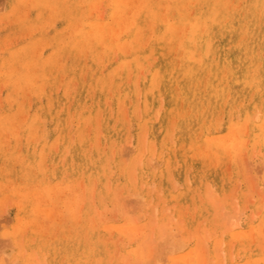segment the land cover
I'll use <instances>...</instances> for the list:
<instances>
[{
	"label": "rangeland",
	"instance_id": "obj_1",
	"mask_svg": "<svg viewBox=\"0 0 264 264\" xmlns=\"http://www.w3.org/2000/svg\"><path fill=\"white\" fill-rule=\"evenodd\" d=\"M257 2L0 0V264H264Z\"/></svg>",
	"mask_w": 264,
	"mask_h": 264
},
{
	"label": "bare ground",
	"instance_id": "obj_2",
	"mask_svg": "<svg viewBox=\"0 0 264 264\" xmlns=\"http://www.w3.org/2000/svg\"><path fill=\"white\" fill-rule=\"evenodd\" d=\"M257 4H259V5H264V0H258V2H257ZM259 11V10H258ZM127 15V14H126ZM258 15H260L259 13H258ZM132 20V19H131ZM52 24V23H51ZM125 28V27H124ZM116 30H117V28H116ZM244 35V34H243ZM37 38V37H36ZM241 38V37H240ZM243 41V40H242ZM204 49L208 52V50H207V48H208V45H206V44H204ZM258 50V49H257ZM248 55V54H247ZM238 57H239V59H237V60H235L234 62H232V67H231V74H232V76H233V80L235 81V83L236 84H238V83H245V82H247L248 80H254L255 82H257L259 85H262V86H264V84H262V83H264V78H261L262 76L261 75H264V73H260L259 75H257V73H256V71H258L257 70V66H255L254 65V59H248V60H250L251 62H247L245 59V57H244V54H242L240 51L238 52ZM237 57V58H238ZM247 57H249V56H247ZM252 57V56H251ZM115 58V57H114ZM195 59V57H194V55L192 54V53H190V60H194ZM233 59H235V58H232L231 59V61L233 60ZM196 60V59H195ZM195 60L194 61H191V66H194V62H195ZM259 63V62H258ZM23 64V63H22ZM177 65H178V61H177ZM252 69H253V72H252V76L251 77H249L250 75H251V71H252ZM148 71V70H147ZM192 72V71H191ZM16 74V73H15ZM225 75V74H224ZM19 76V75H18ZM261 76V77H260ZM27 77V76H26ZM129 79V78H128ZM138 79V78H137ZM24 80H26V79H24ZM205 80V79H204ZM221 80V79H220ZM17 81V80H16ZM129 81V80H128ZM138 81V80H137ZM177 86V85H176ZM65 87V86H64ZM258 87V86H257ZM139 88V87H138ZM63 89V88H62ZM253 92V91H252ZM161 97V96H160ZM129 102V101H128ZM97 104V103H96ZM82 105V104H81ZM62 106V105H61ZM138 109V108H137ZM158 110V109H157ZM156 110V111H157ZM160 110V109H159ZM67 111V110H66ZM125 111H126V109H125ZM138 111V110H137ZM259 112V111H258ZM138 114V113H137ZM139 116V115H138ZM125 117V116H124ZM140 118V117H139ZM40 119V118H39ZM44 120V119H43ZM51 120V119H50ZM49 120V121H50ZM78 120V119H77ZM128 120V119H127ZM44 122V121H43ZM173 122V121H172ZM209 122V121H208ZM170 125H171V123H170ZM127 127H128V124H127ZM56 128V127H55ZM215 129V128H214ZM68 131V130H67ZM89 134V133H88ZM73 135V134H72ZM147 135V134H146ZM170 137H172L171 136V134H170ZM169 137V138H170ZM226 137V136H225ZM215 138V137H214ZM143 139H144V137H143ZM168 139V138H167ZM207 139V138H206ZM210 139H212V138H210ZM210 139H207L208 140V142H209V140ZM70 140H71V138H70ZM217 142H215V143H218L219 145H223L224 144V140H223V138L222 137H217L216 139H215ZM72 141V140H71ZM36 142V141H35ZM96 142H97V140H96ZM145 142V141H144ZM172 142V141H171ZM127 143V142H126ZM97 145V144H96ZM99 145V144H98ZM208 145V144H207ZM14 146H15V143H14ZM144 146V145H143ZM236 146V145H235ZM55 147H56V145H55ZM91 147V146H90ZM215 147V146H214ZM219 147V146H218ZM86 148V147H85ZM102 148V147H101ZM131 148V147H130ZM144 148V147H143ZM259 149V148H258ZM122 150H123V148H122ZM129 150V149H128ZM127 150V151H128ZM133 150V149H132ZM67 151V150H66ZM131 151V149L128 151V152H130ZM65 153V152H64ZM113 153V152H112ZM125 153V152H124ZM120 154V153H119ZM244 154V153H243ZM84 155V154H83ZM112 156V155H111ZM251 156V155H250ZM113 157V156H112ZM122 157H123V155H122ZM107 159V158H106ZM126 159V158H125ZM147 159V158H146ZM111 160H112V158H111ZM138 160H139V158H138ZM63 161V160H62ZM141 161V160H140ZM147 161V160H146ZM250 162V161H249ZM261 162V161H260ZM262 162H264V161H262ZM150 164V163H149ZM251 164V163H250ZM102 165V164H101ZM123 165V164H122ZM244 165V164H243ZM110 166V165H109ZM141 166V165H140ZM258 166H259V164H258ZM261 166V165H260ZM108 167V166H107ZM155 167V166H154ZM134 168H135V165H134ZM133 168V169H134ZM190 168V167H189ZM261 168H264V167H261ZM255 169V168H254ZM261 171V170H260ZM111 172V171H110ZM257 174H258V176H259V173L257 172ZM134 177V176H133ZM173 179V178H172ZM260 179H261V177H260ZM136 180V179H135ZM201 180V179H200ZM110 182V181H109ZM175 182V181H174ZM189 182V181H188ZM172 186V185H171ZM173 186H174V184H173ZM177 186H178V184H177ZM108 186H106V189H108L107 188ZM160 187V186H159ZM175 187V186H174ZM259 187V186H258ZM62 189V188H61ZM91 189V188H90ZM93 189H94V187H93ZM259 189V188H258ZM161 190V189H160ZM81 191V190H80ZM231 191V190H230ZM262 191V190H261ZM208 192H210V190L208 191ZM250 192V191H249ZM257 192V191H256ZM260 193V192H259ZM261 193H264V192H261ZM88 194V193H87ZM91 195L93 194V193H90ZM159 194V193H158ZM113 195H114V192H113ZM257 195V194H256ZM90 196V195H89ZM88 196V197H89ZM99 196V195H98ZM225 196V195H224ZM227 196V195H226ZM117 197V196H116ZM132 198V197H131ZM59 199V198H58ZM100 199H102V198H100ZM135 199V198H134ZM133 199V200H134ZM137 199H139L140 200V198H137ZM200 199V198H199ZM220 199V198H219ZM221 199H222V197H221ZM220 199V200H221ZM246 199V198H245ZM260 199V198H259ZM258 199V200H259ZM128 200V199H127ZM126 200V201H127ZM129 200H131V199H129ZM128 200V201H129ZM138 200V201H139ZM224 200V198L222 199V201ZM112 201V200H111ZM115 201H116V199H115ZM141 201V200H140ZM201 201V200H200ZM221 201V202H222ZM104 202V201H103ZM149 202V201H148ZM230 202V201H229ZM42 203V202H41ZM223 203V202H222ZM78 204V203H77ZM125 204H126V202H125ZM129 204V203H128ZM141 204H143V203H141ZM147 204V203H146ZM218 204V203H217ZM79 206V205H78ZM126 206H128L127 204H126ZM142 206H144V205H142ZM239 206V205H238ZM36 206H33L32 208H35ZM124 207V206H123ZM136 207V206H135ZM138 207V206H137ZM237 207V206H236ZM235 207V208H236ZM243 207V206H242ZM245 207V206H244ZM94 208V207H93ZM232 208V207H231ZM107 210H108V208H106ZM129 209V208H128ZM133 209V208H132ZM136 209V208H135ZM105 210V209H104ZM234 209H232V211H233ZM237 210H238V207H237ZM240 210V209H239ZM109 211V210H108ZM118 211H119V209H118ZM252 211V210H251ZM250 211V212H251ZM257 211V210H256ZM219 212V211H218ZM238 212V211H237ZM122 213V212H121ZM126 213V212H125ZM222 213V212H221ZM232 213H234V212H232ZM254 213H256V212H254ZM220 214V213H219ZM223 215H224V213H222ZM227 214V213H226ZM93 215V214H92ZM102 215V214H101ZM230 215H232V214H230ZM111 216V215H110ZM115 216V215H114ZM140 216V215H139ZM139 216H137V218L139 217ZM220 216H222V215H220ZM104 217V216H103ZM236 217V216H235ZM97 218H99V217H97ZM101 218V217H100ZM214 218V217H213ZM220 218H222V217H220ZM249 218V217H248ZM251 218V217H250ZM5 219V218H4ZM113 219V218H112ZM179 219V218H178ZM230 219V218H229ZM103 220V219H102ZM136 220V219H135ZM172 220V219H171ZM99 221V220H98ZM101 221V220H100ZM106 221V220H105ZM174 221V220H173ZM227 222L229 221V220H226ZM1 222V221H0ZM91 222H93V221H91ZM35 223V222H34ZM33 223V224H34ZM182 223V222H181ZM229 224H231L230 222H228ZM237 223V222H236ZM27 224V223H26ZM174 224H175V222H174ZM177 224V223H176ZM228 225V224H227ZM235 225H237V224H235ZM41 226H42V224H41ZM33 227H35V225L33 226ZM260 227V226H259ZM215 228V227H214ZM92 229V228H91ZM134 229V228H133ZM160 228H158L157 230H159ZM161 229H162V227H161ZM171 229V228H170ZM227 229V228H226ZM44 230V229H43ZM178 230V229H177ZM222 230V229H221ZM240 230V229H239ZM36 231V230H35ZM174 231V230H173ZM222 231H224V229L222 230ZM76 232V231H75ZM163 232V231H162ZM205 232V231H204ZM42 233V232H41ZM44 233V232H43ZM168 233V232H167ZM197 233V232H196ZM76 234V233H75ZM168 234H170V233H168ZM204 234V233H203ZM235 234V233H234ZM194 235V234H193ZM206 235H207V233H206ZM171 236H173V234H171ZM175 236H176V234H175ZM83 237H84V234H83ZM108 237V236H107ZM161 237V236H160ZM170 237V236H169ZM207 237V236H206ZM221 237V236H220ZM171 238H173V237H171ZM177 238H179V237H177ZM181 238V237H180ZM185 238H187V237H185ZM7 239V238H6ZM5 239V240H6ZM31 239V238H30ZM32 239H34L33 237H32ZM190 239V238H189ZM3 240V243H6L7 244V242L9 243V241H8V239L6 240V241H4V239H2ZM109 240H111V239H109ZM176 240V239H175ZM183 240V239H182ZM260 240V239H259ZM11 241V240H10ZM84 241V240H83ZM82 241V242H83ZM115 241V240H114ZM177 241V240H176ZM184 241V240H183ZM203 241V240H202ZM262 241H264V240H262ZM15 242V241H14ZM177 242H181V239L179 240V241H177ZM1 243V242H0ZM21 243V242H20ZM104 243V242H103ZM105 243H106V239H105ZM104 243V244H105ZM174 243H175V241H174ZM173 243V244H174ZM181 243H183V242H181ZM181 243H179V244H175V245H178V246H182L181 245ZM187 243V242H186ZM10 244V243H9ZM233 244V243H232ZM13 245V244H12ZM114 245V244H113ZM174 245V246H175ZM14 246V245H13ZM92 246V245H91ZM104 246H106V245H104ZM174 246H172V247H174ZM2 247V246H1ZM9 247V246H8ZM176 247V246H175ZM231 247H232V245H231ZM3 248V247H2ZM161 248V247H160ZM169 248V247H168ZM205 248V247H204ZM106 249H107V247H106ZM170 249H172V248H170ZM176 250H178V247L177 248H175ZM179 249H181L180 247H179ZM215 249V248H214ZM220 249V248H219ZM33 250V249H32ZM88 250V249H87ZM167 250V249H166ZM175 250V251H176ZM3 251V250H2ZM168 253H170L171 251L168 249ZM174 251V250H173ZM206 251V250H205ZM219 252V251H218ZM9 253V252H8ZM89 253V252H88ZM114 253V252H113ZM30 254V253H29ZM5 255V253L3 254V256ZM10 255V254H9ZM23 255V254H22ZM115 255V254H114ZM0 256H1V254H0ZM152 256V255H151ZM150 256V257H151ZM2 257V256H1ZM23 257V256H22ZM37 257V256H36ZM161 257H163V256H161ZM165 258H166V256H164ZM172 257H174V256H172ZM7 258V257H6ZM6 258H5V261H6ZM14 258V257H13ZM199 258V257H198ZM230 258V257H229ZM37 259V261H38V258H36ZM147 259V258H146ZM149 259V258H148ZM162 259L163 258H159V260H161L162 261ZM192 259H193V257H192ZM224 259V258H223ZM233 259V258H232ZM231 258H230V260H232ZM4 260V259H3ZM110 260V259H109ZM195 260V259H194ZM4 261V262H5ZM36 261V260H35ZM143 261V260H142ZM155 261V260H154ZM158 261V260H157ZM157 261H156V263H157ZM165 261V260H164ZM208 261V260H207ZM7 262V261H6ZM9 262V261H8ZM16 262H18V261H16ZM160 262V261H159ZM158 262V263H159ZM186 262V261H185ZM195 262V261H194ZM213 262V261H212ZM224 262V261H223ZM19 263V262H18ZM39 263V262H38ZM44 263H46L45 262V260H44ZM144 263V262H143ZM155 263V264H156ZM207 263V262H206ZM5 264H8V263H5ZM32 264V263H31ZM40 264V263H39ZM151 264H153V262H151ZM160 264V263H159ZM194 264V263H193ZM222 264V263H221ZM224 264V263H223Z\"/></svg>",
	"mask_w": 264,
	"mask_h": 264
}]
</instances>
